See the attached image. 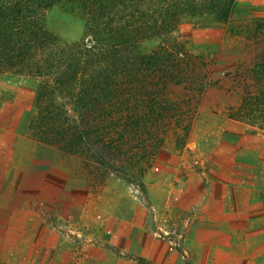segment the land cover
<instances>
[{"label":"rangeland","instance_id":"1","mask_svg":"<svg viewBox=\"0 0 264 264\" xmlns=\"http://www.w3.org/2000/svg\"><path fill=\"white\" fill-rule=\"evenodd\" d=\"M85 19L59 4L44 27L72 43ZM171 35L179 77L101 119L65 97L62 130L84 125L67 143L29 133L37 83L0 73V263L264 264V126L235 116L264 83V0H236L225 23L182 16ZM240 196L242 216L220 213Z\"/></svg>","mask_w":264,"mask_h":264},{"label":"trees","instance_id":"2","mask_svg":"<svg viewBox=\"0 0 264 264\" xmlns=\"http://www.w3.org/2000/svg\"><path fill=\"white\" fill-rule=\"evenodd\" d=\"M59 4L75 5L84 13L80 40L64 42L44 27L45 12ZM235 5L236 0H0V73L37 83L29 133L47 142L57 135L67 143L84 125L62 130L69 121L62 99L69 97L88 118L92 109L101 113L100 119L107 117L105 105L126 104L137 90L179 77L174 74L178 63L172 61L181 51L168 45L174 43L171 34L182 16L211 15L225 23ZM153 38L160 41L157 49L140 54L139 43ZM154 102L150 99L147 113L156 108ZM235 116L264 126V83L256 93H246ZM139 188L144 192L142 183Z\"/></svg>","mask_w":264,"mask_h":264},{"label":"crops","instance_id":"3","mask_svg":"<svg viewBox=\"0 0 264 264\" xmlns=\"http://www.w3.org/2000/svg\"><path fill=\"white\" fill-rule=\"evenodd\" d=\"M1 153H2V142H0V155H1ZM237 190H238V188H234L233 190H227L226 193L227 194L229 193L231 195L235 193L236 196H237ZM226 205H228V206H226L227 209H224L225 204L221 203V205H220V213L221 212H226V213H228L229 216H242L243 205L244 204L241 202V196H240V198L235 197L233 202H231V203L228 202V204H226ZM245 207H247V206L245 205ZM221 209H222V211H221ZM132 216L136 217L134 212H132L131 215H129V216H123V220L124 221H129V222L131 220L135 221L136 218H132ZM129 237H130V234H129ZM140 250H138V251H140Z\"/></svg>","mask_w":264,"mask_h":264}]
</instances>
